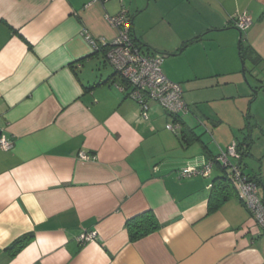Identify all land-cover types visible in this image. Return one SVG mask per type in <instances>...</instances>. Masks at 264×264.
Listing matches in <instances>:
<instances>
[{
	"label": "crops",
	"instance_id": "1",
	"mask_svg": "<svg viewBox=\"0 0 264 264\" xmlns=\"http://www.w3.org/2000/svg\"><path fill=\"white\" fill-rule=\"evenodd\" d=\"M154 5L166 7L164 40L147 38L145 4L136 0H0V140L12 145L0 149V264H264V230L235 189L209 212L225 176L219 165L207 177L181 176L236 142L232 162L258 183L264 201V119L255 124L256 138L242 106L207 113L215 127L209 144L196 130L200 114L190 108L183 127L170 132L172 117L151 103L145 119L106 59L118 36L106 18L125 11L142 52L169 58L163 71L171 81L216 90V104L241 102L253 112L260 90L247 91L240 64L249 60L250 78L264 88V0ZM243 14L252 24L240 31ZM84 31L105 41L100 51ZM241 41L250 51L245 60ZM183 55L192 72L178 69ZM255 110L250 117L257 122L264 99ZM80 153L96 159L81 160ZM145 212L160 228L133 241L126 223ZM87 234L95 239L81 244Z\"/></svg>",
	"mask_w": 264,
	"mask_h": 264
},
{
	"label": "built area",
	"instance_id": "2",
	"mask_svg": "<svg viewBox=\"0 0 264 264\" xmlns=\"http://www.w3.org/2000/svg\"><path fill=\"white\" fill-rule=\"evenodd\" d=\"M108 1V0H95ZM110 25L118 30L115 41L109 44L106 52L108 63L114 68L116 74L122 79L118 87L121 92L137 102L145 119L149 117L150 104L159 105L166 113L172 116H184L189 111V106L184 101V92L181 85L171 81L163 71L165 58L161 54L146 55L136 42L133 35L132 21L128 13L122 11L117 16H107ZM252 24L249 15L243 14L237 17L236 27L240 31L247 30ZM84 38L95 52L100 51V46L105 41H97L89 32L84 31ZM167 129L177 133L181 124L173 121L167 125ZM11 142L2 137L0 149L8 150ZM239 156L238 144L234 142L226 151L214 159L208 160L201 168L187 167L181 172V176H209L215 164L222 167L237 191L241 201L254 215L258 224L264 230V201L260 194V188L255 180L246 177L242 169L232 162ZM79 158L84 161H92L96 158L89 154L80 153ZM95 239V234L83 235L79 238L82 244Z\"/></svg>",
	"mask_w": 264,
	"mask_h": 264
},
{
	"label": "rangeland",
	"instance_id": "3",
	"mask_svg": "<svg viewBox=\"0 0 264 264\" xmlns=\"http://www.w3.org/2000/svg\"><path fill=\"white\" fill-rule=\"evenodd\" d=\"M150 1L151 0H136L137 4H140V3H143L145 4V8L147 6V4L150 5ZM146 2V3H145ZM155 4V0H153L150 8H144V12H143V16H142V19H143V23H146L148 24L147 25V38L148 39H161V40H164L165 37L164 35L161 37V29L165 24L164 23H161L162 22V15H161V12L165 11L166 10V7L165 5H161L159 6V9L154 5ZM178 11H180L179 14V17L180 18H183L184 17V5H181L179 8L176 7ZM159 27V28H158ZM164 31V30H163ZM182 48H180L181 50ZM164 58H165V61L167 59H169L167 57V55H163ZM178 62H177V66H178V69L179 70H187V71H190L192 72V70L190 69V63L187 64V61H188V58L186 59V56L183 55L180 59L177 58ZM186 66V67H185ZM243 68L247 71V78L246 76L243 74ZM163 69L166 70L167 69V66L166 64H163ZM240 70L241 71V76H240V80L243 79V81H245L246 85L248 86V90L249 92H258L256 89H254V87H258L259 90H260V97H259V100L257 101L256 103V106H254V111H252V108L249 106V105H243V103L239 102L237 103L236 105L237 108H236V105L235 103H229L228 105H219L218 103L216 104L215 101H212V99L215 97L214 94H216V90L214 91H210V93H207L206 90H196V88L193 90H189V87L188 86H185V85H181L183 91L185 92V96H184V101L187 105H189V109L190 108H193L196 113L200 114L201 116V120L200 119H197V126H196V130L198 133H201L204 137V140L207 141L209 144H215V139H214V136L212 135V131L215 130V127L213 126V123L212 120H208V116L211 115H215L217 114V111H221L223 113H226L228 110H233L234 113L238 110L239 107H243L244 109V116H242V113L241 114V117L243 118V121H244V118H247L248 120H250L253 125V130L255 128V136L256 138H258V129H257V126L255 124H260L261 125V122L263 121L262 119H264L263 117L262 118H259V120H257V122L254 121V119H252V117L250 116H253L254 112H256L255 108L257 109L259 103L261 102V100L264 99V88L262 86H260L261 84L260 83H256L252 78H250V70H252V65H251V62L249 60H246L245 61V64L243 65L242 64V61H241V64H240ZM176 83V82H175ZM178 84V83H177ZM184 84V83H182ZM197 86H200V87H197V89L199 88H202L203 87V83L202 84H198ZM235 89V87L233 88ZM242 94V93H241ZM211 99V100H210ZM210 100V101H209ZM240 101V100H239ZM159 107V109H162L159 105H157ZM199 109H202L201 113L199 112ZM163 110V109H162ZM190 113V110L188 111V113H186L185 115H188ZM195 113V112H193ZM209 114L208 116L205 115V114ZM214 113V114H213ZM192 114V113H191ZM184 115V116H185ZM207 116V117H205ZM215 117V116H213ZM171 118V117H170ZM172 119V118H171ZM170 119V123L169 124H172V120ZM180 124V123H179ZM262 124L264 125V121L262 122ZM164 129H165V125H164ZM166 129H167V125H166ZM168 130V129H167ZM170 131V130H168ZM172 132V131H170ZM260 132V137H263V133L262 131H259ZM240 138V137H239ZM257 141H260L257 140ZM256 141V142H257Z\"/></svg>",
	"mask_w": 264,
	"mask_h": 264
},
{
	"label": "trees",
	"instance_id": "4",
	"mask_svg": "<svg viewBox=\"0 0 264 264\" xmlns=\"http://www.w3.org/2000/svg\"><path fill=\"white\" fill-rule=\"evenodd\" d=\"M192 42H194V40H192L188 43H192ZM137 43L139 44V47H141V49H142L143 48L142 44L140 45L139 42H137ZM105 48L106 47H104L103 49H105ZM240 53H241V58L243 60L246 59V56L250 55L249 49L248 48L245 49L242 41L240 43ZM169 116L172 117L175 122L181 123V117H182L181 115L180 116L169 115ZM182 127L183 126L181 125V128ZM183 138L186 139L185 137H183ZM190 138L193 139V137H190ZM238 151H240L239 146H238ZM214 159H215V157H214ZM214 159H212V160H214ZM220 168L225 173L224 169L222 167H220ZM224 175H225L224 177L220 178L221 184H219L218 189L214 191V194L211 197V200L209 202V212H213V211L217 210V208L226 199V195H223V193H225L226 191L235 189L233 187V185L231 184L230 179L227 177L226 173ZM126 228L129 232L131 240L135 241L139 238L145 237V236L157 231L160 228V224H159L157 218L155 217L154 213L145 212V213H143L137 217L129 219L126 223ZM21 242H23V241L22 240L16 241L15 246L18 247V245Z\"/></svg>",
	"mask_w": 264,
	"mask_h": 264
},
{
	"label": "water",
	"instance_id": "5",
	"mask_svg": "<svg viewBox=\"0 0 264 264\" xmlns=\"http://www.w3.org/2000/svg\"><path fill=\"white\" fill-rule=\"evenodd\" d=\"M243 65H244V63H243Z\"/></svg>",
	"mask_w": 264,
	"mask_h": 264
}]
</instances>
